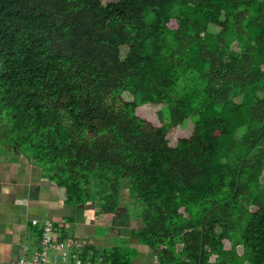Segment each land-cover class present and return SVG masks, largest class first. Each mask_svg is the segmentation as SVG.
Masks as SVG:
<instances>
[{
  "label": "trees",
  "instance_id": "16d2710c",
  "mask_svg": "<svg viewBox=\"0 0 264 264\" xmlns=\"http://www.w3.org/2000/svg\"><path fill=\"white\" fill-rule=\"evenodd\" d=\"M0 148L161 264H264V0H0Z\"/></svg>",
  "mask_w": 264,
  "mask_h": 264
},
{
  "label": "crops",
  "instance_id": "0c3cea01",
  "mask_svg": "<svg viewBox=\"0 0 264 264\" xmlns=\"http://www.w3.org/2000/svg\"><path fill=\"white\" fill-rule=\"evenodd\" d=\"M133 200L125 190L117 213L110 219L101 218L98 199L79 205L69 202L66 189L43 168L0 148V263L38 251L42 224L48 220L58 239L84 244L81 260L84 254V261L124 254L128 264H161L156 249L134 236L141 221L139 205Z\"/></svg>",
  "mask_w": 264,
  "mask_h": 264
},
{
  "label": "built area",
  "instance_id": "2783aa9c",
  "mask_svg": "<svg viewBox=\"0 0 264 264\" xmlns=\"http://www.w3.org/2000/svg\"><path fill=\"white\" fill-rule=\"evenodd\" d=\"M38 224L37 220L33 221ZM84 244L78 240L58 239L55 226L51 221H44L41 230V248L30 257H21L11 263L0 264H110L102 258L96 261H83L80 259V251Z\"/></svg>",
  "mask_w": 264,
  "mask_h": 264
},
{
  "label": "rangeland",
  "instance_id": "374dc122",
  "mask_svg": "<svg viewBox=\"0 0 264 264\" xmlns=\"http://www.w3.org/2000/svg\"><path fill=\"white\" fill-rule=\"evenodd\" d=\"M104 2L107 3L108 0H104ZM126 98L129 99V97H126ZM159 109L160 108L145 107V108L140 109L138 111V115L149 120V121H151V122H153V123H155V124H158L159 123V120H158L159 119V114H158ZM191 131H192V127L190 125H188L185 128H180V129H176V130L172 131L169 135V138H170L172 143H175L178 138H181V137L184 138V137L190 136ZM45 173L47 174L48 172L45 171ZM48 175H50V174H48ZM50 176L52 177L53 180H56L55 176H52V175H50Z\"/></svg>",
  "mask_w": 264,
  "mask_h": 264
}]
</instances>
